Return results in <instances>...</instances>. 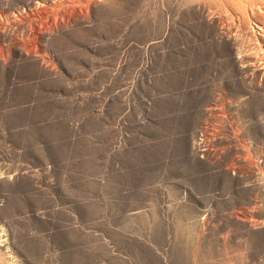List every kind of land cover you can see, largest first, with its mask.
I'll return each mask as SVG.
<instances>
[{"label":"rangeland","instance_id":"rangeland-1","mask_svg":"<svg viewBox=\"0 0 264 264\" xmlns=\"http://www.w3.org/2000/svg\"><path fill=\"white\" fill-rule=\"evenodd\" d=\"M0 264H264V0H0Z\"/></svg>","mask_w":264,"mask_h":264},{"label":"bare ground","instance_id":"bare-ground-1","mask_svg":"<svg viewBox=\"0 0 264 264\" xmlns=\"http://www.w3.org/2000/svg\"><path fill=\"white\" fill-rule=\"evenodd\" d=\"M231 3V2H230ZM233 6V5H232Z\"/></svg>","mask_w":264,"mask_h":264}]
</instances>
